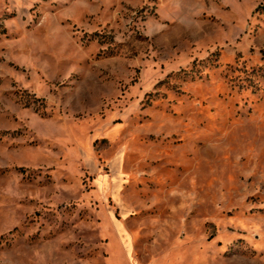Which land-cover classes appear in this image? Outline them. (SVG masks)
<instances>
[{
  "label": "rangeland",
  "instance_id": "obj_1",
  "mask_svg": "<svg viewBox=\"0 0 264 264\" xmlns=\"http://www.w3.org/2000/svg\"><path fill=\"white\" fill-rule=\"evenodd\" d=\"M0 264H264V0H0Z\"/></svg>",
  "mask_w": 264,
  "mask_h": 264
}]
</instances>
